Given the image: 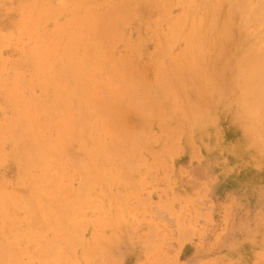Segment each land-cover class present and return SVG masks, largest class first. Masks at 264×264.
<instances>
[{
  "label": "rangeland",
  "instance_id": "rangeland-1",
  "mask_svg": "<svg viewBox=\"0 0 264 264\" xmlns=\"http://www.w3.org/2000/svg\"><path fill=\"white\" fill-rule=\"evenodd\" d=\"M33 1L0 0V34L9 37L0 41V123L14 126L12 134L0 145V188L8 194L22 193L28 177L39 176L43 170L39 166L28 170V138L19 120L25 102L33 103V107L42 112L40 121L45 124L46 139L53 141L58 133L57 121L63 116L53 104L57 85H62L59 91L65 93L71 83L70 77L64 75L69 66L62 54L66 41H61L62 51L57 49L47 69L41 71L34 56L39 50L35 37L45 39L49 34V38L56 24H67L76 17L80 22L76 29L80 31L81 26H88L82 16L90 4H78L73 16L69 12L72 4H68L57 18L41 21L39 29L31 32L23 28V23L26 19H37L36 14H29ZM103 1L93 0L92 5L99 13H103L107 5L101 4ZM136 1L138 4L130 7H135L132 11L135 17L132 19L126 11V15H121L124 20L120 18L119 23L125 24H122L123 29L118 28L120 31L116 29L118 38L110 45L115 49L112 51L116 61L129 58L133 66L146 72L148 83L153 82L156 68L164 60L159 51L163 47L168 49L169 58L179 62L191 59L189 50L204 48L205 60L213 68L210 53L214 41L209 24L218 0H165V4H161V0H157L159 4L156 0ZM109 2L118 7L120 1ZM251 3L259 7L256 0ZM230 7L228 0L221 1L218 24L224 21ZM261 10L259 7L246 31L234 30V41L226 45L214 65L215 82L212 80L204 90L198 86L199 90L193 88V91L189 89L192 86L186 85L185 89L179 88L180 95L176 90L183 85L176 83L178 86L175 84L176 89H173V84L170 95L151 94L155 102L148 103L150 107L142 105L148 106L146 114L142 110L146 112L147 107L133 106L142 118L137 110L131 111L132 108L125 114L127 120L124 121L130 129L124 133L127 141L118 155L98 153L90 166L88 161L92 157L84 148L90 145L89 135H97V131L85 130L77 140L70 141L68 154L69 151L73 154L59 165L60 199L43 198L45 206L39 214L11 204H8L9 211H3L0 205V258L6 257L8 264H264V113L259 122L246 117L244 98L245 105L241 103L243 88L236 84L241 85L243 81L241 78L235 81L237 60L246 44L245 33L248 45L264 48V21H261L264 11ZM240 21L237 17L238 26ZM192 29L197 41L190 49L183 35L178 33ZM71 30L64 28L62 38ZM44 43L53 48L51 41ZM84 48L85 45L79 44L75 49L92 55L90 47ZM68 50L72 52L71 46ZM202 72V76L208 74L209 67H204ZM138 80V94H142L146 86L143 80ZM14 86L19 88L18 98L10 93ZM218 94L225 95L219 97ZM163 97H168L169 101ZM238 98L241 104L237 103ZM13 99L17 103L14 104ZM161 99L164 102L160 103ZM156 102L161 106L154 105ZM185 102L190 104L187 106ZM156 105L162 107V112ZM176 105L182 107L181 110L171 109ZM100 140L105 142L109 136L100 133ZM76 161L84 163L79 166ZM92 167L89 178L97 180V176L98 183L88 182L85 173L82 177L81 173ZM55 171L48 168L46 178L56 175ZM116 174L124 175L116 181ZM76 200L79 204L73 210L71 205ZM60 205L62 208L57 210Z\"/></svg>",
  "mask_w": 264,
  "mask_h": 264
},
{
  "label": "bare ground",
  "instance_id": "bare-ground-1",
  "mask_svg": "<svg viewBox=\"0 0 264 264\" xmlns=\"http://www.w3.org/2000/svg\"><path fill=\"white\" fill-rule=\"evenodd\" d=\"M109 1L112 2V0H105L103 1V3H101V4H107L105 5V8H103L105 9L103 13H99L98 10H96L95 8L96 6L92 5L93 0H34L33 3L29 6L28 8L29 14H36L37 19L35 18L33 21H29L26 19V21L23 23V28H27V30H30L31 32L35 33L39 29V26L42 23L41 21L44 22L45 19L48 21V20H54L55 18H57V15L63 12L67 8L68 4H72L69 10L72 16L74 12L79 8L78 4H90L88 5V7H86V9L84 10L85 14L84 16H82V18L85 17L87 19L88 26L86 28H83L81 26L80 31L76 29L77 25L80 24V22H78L79 17H76L73 21L71 19L67 24H56L53 29L54 31L52 32V35H50L49 38H48L49 34L45 36V39H43L44 37L43 38L35 37L37 41V47L39 48V50L38 52H35L37 55H34V54L33 55L37 58L38 64L41 65L40 66L41 71L47 69L48 63L50 62V60H53L54 56H56L57 49L58 51H62L61 41L62 40L66 41L65 43L67 44L64 46L62 54H63V57L69 61L68 63L69 66L65 69L64 75L66 77L68 76L70 77L71 83H70V87L67 86V90L65 93H62L61 91H59L62 85L60 84L57 85L58 92L56 93V96L53 99V104L56 105L55 109L58 110V113H62L63 116H61V118L58 119L59 121H57L58 133L53 141L48 142L46 139L45 124H41V121H40V118H42V115H41L42 112H38L36 106L33 107V103L25 102V105H24L25 108L21 112L19 120H20V125L22 127V131L24 134H26L28 138V142H27L28 145H26V151L29 152L27 155V161L29 165L28 170L34 167H37V166H39L40 169H43V170L39 176H29L28 177L26 184H24L25 188L24 190H22V193L19 191V192H10L8 194L0 188V202H2L0 203V205L2 206L3 211H9L10 207L8 204H11L17 207L18 209L24 210L28 213L30 212L32 214H39L41 210H43V207L45 206L43 198L48 197L49 200L60 199L62 197L61 196L62 192H61V187L58 183L59 181L58 171L60 168L59 165L61 164V161L64 158H68L69 157L68 155H71L72 153V151H69V153L70 152L71 153L68 154L69 146L67 144L70 141L77 140L80 136L84 134L85 130L88 131L89 133H91L90 131H97L98 133L97 135H93V136L89 135L91 138L90 145L84 148L92 157L91 160L88 162L90 166H93L94 158H96L98 153H104L110 156L111 154H114L115 156V155H118V153H120V150L122 149V144H124V142L127 141L124 133L127 130L129 131L130 129L129 127L128 129L126 126L127 124H125L126 122L124 120H127L125 119L126 117L125 114L126 113L128 114L131 108H132L131 109L132 111L134 109L133 108L134 105L135 106H139V104L141 106L145 104L148 105V103L150 104V102H152L153 104V102H155V100L152 101V98H151L152 97L151 94L153 93H157L156 94L157 97H158V94L161 97L163 94L170 95L169 93L170 87L173 84H174V86H172L173 89L176 86H178V84L183 85V86L179 85L177 87L178 89L176 90V92L180 91V93H177L178 95L181 94L180 89H182L186 85L192 86V87L189 86L190 87L189 89L192 88V90L193 88L194 90H199V87H203V90H204L205 88L204 86L211 84V81L215 79L216 75L214 76L213 73L215 70L214 68H216V66L214 67V65L217 62L220 55L224 53L223 51L226 45L229 42L234 41V30L236 28L237 29L239 28L243 32L244 30L246 31L247 30L246 27L248 26V24L250 22H253V20L256 18V14L259 12L257 11L259 7H261L262 12L264 11V0H256L257 3L255 4H258L259 7L252 5L251 2L253 0H228L231 4V7L229 11L225 14L224 21L221 24H218L217 23V16H218L217 11L219 10V5L221 4V1H223V0H218V3L213 8V13L211 15L212 18L210 19V24H209L211 27L210 36L213 38V41H214L213 46L211 48V53H210V55H213V61H211V63L213 64L212 65L213 68L210 66L209 61L205 60L206 52L204 48H198V51L189 50L191 59L188 61V58H187L186 60L179 62L175 59L169 58L168 49L163 47L159 51H160V54L163 56L164 60L162 64H159L157 66L156 71H155L156 72L155 79L153 80V82L148 83L149 79H147V74L144 70L133 66L129 58H124V60L116 61L115 60L116 56L114 55V51H112V49L113 50L115 49L114 48L111 49L110 47L111 43L117 40L118 38V35H116L117 34L116 31L119 30L118 28L123 29L122 24H125V23H119V20L123 19L124 17L123 18L121 17L126 15V13L127 14L129 13V16L132 15L131 17L133 19V17L135 16L132 14V11H134L135 7L134 9L130 7H132L133 4H138V1L119 0L120 1L119 5L117 3L118 7H115V5L113 4L109 5L110 3ZM135 1L137 3H135ZM149 1L153 2V0H149ZM161 1H162L161 4H165V0H161ZM170 1L172 2V0ZM116 2L113 1L114 4H116ZM120 3L122 4L121 7H120ZM45 4H58V5L52 7L50 5H45ZM129 9H132V10H129ZM131 17L128 18L129 19L128 22H130ZM237 17L241 18V21H240L241 23L239 26L236 24ZM261 21H264V16ZM118 25H120L121 27ZM69 27L72 29L71 32L67 34V36H64L62 38V34H63L62 32L64 28L67 29ZM178 35H183V38L189 44L190 49H193L196 46L195 42L197 41V38H196V33L193 31V29L186 33L179 32ZM246 35L247 34L245 33V36L243 37V41H245L246 44H243V47H242L243 52H241L237 60L238 68L236 67L237 70L235 73L236 74L235 81H240L239 80L240 78L242 79L241 81H243L241 82L242 83L241 85H239L236 82L237 86L239 87L241 86L243 88V90H241L242 98L240 97L242 100L238 98L237 103L238 102L240 103L241 101H242L241 103H243V101L245 100L246 105L245 103L243 104L246 107V110H245L246 111L245 114L247 115L246 117L253 118V120L255 119L259 122V120L263 119V118L262 119H259V118L262 117L263 116L262 113H264V90L262 91V89H264V48L262 46L248 45L247 44L248 38ZM6 37L7 36L4 35L3 37L2 34H0V41L1 42L6 41L5 40ZM120 37L122 38L123 36H120ZM173 37L169 38L168 41L171 42ZM8 38L9 37H7V39ZM121 38H120V41H121ZM48 40L52 42L53 48L52 47L50 48L44 45L45 44L44 42L47 43ZM162 40L164 41V39ZM79 44L85 45L84 49H88L90 47L88 50L91 51L92 55L88 56L86 54H82L84 53L83 51L82 53H79L80 50L75 49ZM68 46H71L72 52L68 50ZM221 63L222 62H219L220 65ZM225 65L227 66V64ZM204 67H209L210 72L206 74L205 76H202L203 74L202 69ZM219 69H222V68H218V70ZM103 72L105 73L104 75H102ZM222 72L225 73L226 71L224 72L222 70ZM148 73H150L149 70H148ZM215 73H217V71ZM133 74H136V76L139 75L137 77L142 78L143 83L146 86V88L144 87V90H143L144 92H142V94H138L139 90L137 87H140V86L139 85L137 86L138 78ZM142 80L141 81L138 80V81L142 82ZM225 85H226V82H225ZM244 86L246 88H244ZM72 87H75V88H72ZM185 88L186 87H184V89ZM209 88L213 89L212 87H209ZM184 91H183V95H184ZM207 92L209 94L211 93L210 91H207ZM10 93L13 97L18 98L19 97L18 86L12 87ZM178 95L176 97L177 99H178ZM222 95H225V94H218L219 97L220 96L223 97ZM79 96L83 98H78ZM153 96H154V99H157L155 95ZM149 97L151 100L148 99ZM168 97L166 99L165 97L163 98L165 100H168ZM181 97L179 98L181 99ZM164 99H161L159 102L160 103L162 101L164 102ZM219 100H222V98H220ZM13 101H14V104L17 103L16 100L13 99ZM160 103L156 102L154 103V105L159 104L161 106ZM186 103L187 102H185V104ZM175 104H177V102ZM188 104L186 105L188 106ZM147 105L142 106V107H147L146 112L144 109L142 110L144 111L145 114L149 111L147 109H148V106L150 107L151 104L148 106ZM159 105H156V107L157 109L161 111L162 107L159 108ZM191 106H189L190 110H191ZM175 107H177V109L182 108L180 106L178 107V105L174 106L173 108H171L170 106L172 110ZM152 108H153V105H152ZM157 109L156 111L158 112L159 110ZM186 109L184 110L182 109V111L186 112L187 111ZM136 110L138 113L139 112L138 109ZM175 110L176 109H174V111ZM153 112H155V110ZM192 113L190 114L185 113V115L188 114L187 116H189ZM139 114L141 113H138V116H140ZM145 114H143V116ZM135 115H137L136 112H135ZM193 116H194V113L192 115V118ZM188 118L190 121V117ZM251 123H253V121ZM124 125L126 126L125 128H127L126 130L124 128ZM13 128L14 126L12 124L5 125V124L0 123V145L6 139V137L12 134ZM100 133L107 134L109 136V140L102 142L100 140ZM262 138H263V135H262ZM148 142L152 143L151 141H148ZM141 143L143 144L144 142H141ZM78 163L77 161L75 162L76 165L82 166V163L84 162L81 163V161H79ZM48 168H55L56 175L48 176V178H46L45 173H47L46 170ZM121 168H122V164H121ZM91 170L93 171V167L89 171L87 170L81 173L82 177H85L84 176V173H85L88 176L87 178L88 182H92V183L100 182L97 176H95L97 180L89 178V176L92 175ZM120 174H116L117 178H119V180L116 178V181H120V176H121ZM260 176H262V174H260ZM0 186H2V184ZM2 188L4 189V185ZM78 197L79 199H81L80 196ZM6 201H7V204H3V202H6ZM78 204H79V200H76L74 205H71L72 209L75 210V206H77ZM59 207H61V205L58 206L56 209L59 210L62 208V207L61 208ZM37 222L39 223V221ZM110 225H112V223H110ZM83 229L81 230L82 232H84L85 230ZM80 235L81 233L79 234V236ZM9 241H12V240H9ZM41 242L43 241H40V243ZM73 247H75L74 244H73ZM260 254L262 255V253ZM1 258H0L1 259L0 264L2 263L6 264L7 262L6 257L1 256ZM3 258H5L6 262H4ZM109 261L111 262L112 260H109Z\"/></svg>",
  "mask_w": 264,
  "mask_h": 264
}]
</instances>
